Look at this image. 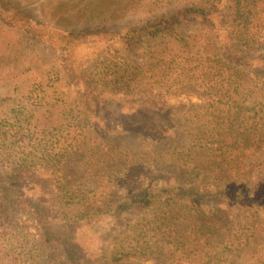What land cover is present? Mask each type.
Returning <instances> with one entry per match:
<instances>
[{
	"label": "rangeland",
	"instance_id": "obj_1",
	"mask_svg": "<svg viewBox=\"0 0 264 264\" xmlns=\"http://www.w3.org/2000/svg\"><path fill=\"white\" fill-rule=\"evenodd\" d=\"M232 4L0 0V168L19 192L46 187L53 219L44 226L30 209L5 211L0 199V264H264V205L227 192L264 193V142L229 167L220 134L208 131L224 106L210 105L207 80L189 69L208 41L223 60L238 53L257 64L259 52L232 32ZM187 5L210 14L187 16L178 29L186 40L118 35ZM215 21L216 42L207 38ZM46 27L84 42L50 41ZM89 31L101 36H82ZM72 45L77 63L66 56ZM82 75L103 99L83 95ZM22 164L29 172H17ZM25 175L30 181H20ZM183 186L193 187L186 200L204 207L146 195Z\"/></svg>",
	"mask_w": 264,
	"mask_h": 264
},
{
	"label": "trees",
	"instance_id": "obj_2",
	"mask_svg": "<svg viewBox=\"0 0 264 264\" xmlns=\"http://www.w3.org/2000/svg\"><path fill=\"white\" fill-rule=\"evenodd\" d=\"M232 1V32L241 45L259 52L258 55H251V59L253 62H257V64L242 63L239 60L242 54L238 53L235 54L237 60H234L233 57L229 61L223 60L221 56H218V44L213 43V45H210L208 41L204 48L201 49V53L199 50L198 56L192 58L193 65L189 66V69L199 67L197 76L204 79V81L207 80V86H209V92L211 93L210 105H215V102H219L218 104L220 106H224L221 109L224 116L220 117L222 113H219L217 115L219 118H215L209 124L210 128H208V131H212L211 136H214L215 133L220 134V137L215 138L216 141L219 140L217 148L221 149L224 156L223 160L229 167H233L234 163L238 161V155L240 153L257 149L260 143L264 142V0ZM192 13H197L202 16L209 15L210 11L201 5L182 6L170 14H163L153 20H147L137 28L119 32L118 35L121 38L133 35L134 37L138 36V38H141L145 35L159 36L167 32L176 40H186L179 33L178 29L185 22L187 16ZM16 19L24 20L19 15H16ZM210 28L212 35L210 36L208 34L209 37L207 38L209 40L210 38L215 39L216 42L219 36L218 28H220L218 22H212ZM43 29L42 37L50 41H57L59 39L62 43L68 45L72 43L76 44L77 42L79 45V43L82 44L84 42L82 37H73L69 32L61 29L54 27H46ZM87 35L100 37L101 33L99 31H89L82 36L87 37ZM74 47L72 45L66 49V56L69 59H73L72 55L76 49ZM237 51L242 50L238 48ZM72 61L73 63H77L78 60L73 59ZM113 79L111 78L110 80ZM77 83L80 85L83 95L86 98L94 96L96 98L98 97V99H103V96L98 93L99 91L93 87L94 83L89 76H78ZM21 171L26 173L28 171L23 164L22 168L20 166L17 172ZM7 172L8 170L0 168V199L3 209L8 212H14L18 207H24L35 213L40 222L42 224L44 223V226L52 221L53 219L45 209L43 202L46 187H42L38 189L37 193L32 194L19 192L16 189L17 184H15L19 180H15L16 177ZM25 180L30 181L26 175L20 181L24 182ZM191 189L193 190L192 186H183L180 194L169 193L164 196H161V190L151 189V193L146 195H149L148 197L152 196V198L158 196L166 197L169 201H175L180 198L186 201H180L181 204L186 205L185 203L189 204L191 202L193 207H204V202L201 199L192 198L186 200V196L192 193ZM227 192L232 194L230 195L231 199H238L241 202L249 201L256 209L264 205V193L246 195L232 190H227ZM228 196L223 193L220 197L221 199H225L226 203H229ZM148 197L140 198L139 201L142 203H145V201L148 202L150 200ZM81 257L79 258L78 254V257L76 256L75 258L78 261H82Z\"/></svg>",
	"mask_w": 264,
	"mask_h": 264
}]
</instances>
